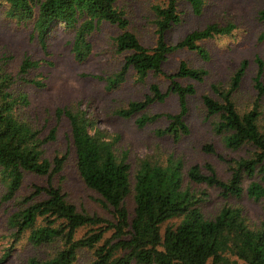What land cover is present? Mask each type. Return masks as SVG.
Returning a JSON list of instances; mask_svg holds the SVG:
<instances>
[{
    "label": "trees",
    "instance_id": "trees-1",
    "mask_svg": "<svg viewBox=\"0 0 264 264\" xmlns=\"http://www.w3.org/2000/svg\"><path fill=\"white\" fill-rule=\"evenodd\" d=\"M179 0H162L154 3L155 43L148 47L141 43L135 32L128 29V18L118 0H0L5 3L6 15L18 20H33L40 38L57 24L73 30L70 50L77 61L84 60L91 51L88 35L102 21L116 24L120 31L113 37L118 52L128 51L123 64L112 74L94 75L105 80V88L120 84L133 68L139 79L149 71L163 73L170 79L167 91L162 92L156 83L150 84V92L139 100H131L115 112L123 117L142 111L154 101H162L169 91L177 94L179 110L166 112L168 123L157 128L159 135L168 134L174 139L189 132L185 121L187 96L195 92L192 84H181L176 77L202 80L207 70L181 60L174 72H164L162 63L167 54L188 48L207 58V50L200 40L229 34L235 28L233 22H210L201 28L187 32L175 43L165 39V31L180 21ZM188 1L194 13L202 10L203 0ZM264 19V8L259 11ZM264 37V30L259 38ZM256 73L253 86L257 95L249 106L240 102L238 88L245 74L248 60H240L226 84L214 82L209 93L201 95L207 113L217 114L212 127L223 135L224 144L232 149L243 145L251 147L247 156L229 161L230 176H218L213 165L198 164L186 169L189 180L204 182L221 189L224 195L239 196L243 192L244 177L249 178L247 195L253 200L264 199V107L260 98L264 94L261 79L264 61L255 56ZM38 60L25 57L19 66V78L38 86L39 78H27L25 73L38 66ZM17 78L0 64V174L5 184L3 199H11L21 186L26 171L51 176L60 171L68 151L45 155V143L54 139L56 126L47 134L41 128L23 118L20 107L28 104L26 93L14 88ZM57 106V120L64 117L69 126V137L75 155L76 170L90 189L96 191L105 206L112 207L111 219L79 210L69 201L61 187L47 181L34 185L32 191L21 198L22 206L13 210L7 218L18 239L27 232V240L39 245L59 240L60 246L46 257L29 256L26 264H74L79 249H92V258L85 264H264V221L253 224L239 205L224 204L213 217L201 210L203 193L184 184L183 163L169 155L166 162L152 157L138 160L133 174L127 151L118 152L115 137L99 127L96 118L81 107ZM161 113H140L135 122L143 126L157 119ZM211 150V145H205ZM133 190L134 206L129 212L125 198ZM264 208V204H263ZM178 218L176 222H164ZM94 225L81 236H76L81 226ZM109 236H105L107 231ZM10 249V248H9ZM9 250L0 257L4 261Z\"/></svg>",
    "mask_w": 264,
    "mask_h": 264
},
{
    "label": "rangeland",
    "instance_id": "rangeland-1",
    "mask_svg": "<svg viewBox=\"0 0 264 264\" xmlns=\"http://www.w3.org/2000/svg\"><path fill=\"white\" fill-rule=\"evenodd\" d=\"M161 2L162 0H118V5L123 8L129 20L128 29L135 32L141 43L148 47L155 43L156 38L152 5ZM177 6L180 21L172 24L164 34L170 43H175L190 30L201 28L210 22H233L235 28L229 34L199 41L207 50V58L194 50L178 48L168 53L163 61L164 72H174L181 60L207 70L202 80L176 77L183 85L192 84L195 92L187 96L184 118L189 132L174 139L171 135L156 133L157 128L168 123L164 114L179 110L177 94L172 91H169L162 101H154L142 111L128 117L115 112L116 108L126 105L129 101L143 98L150 92L151 83H156L162 92L167 91L170 79L166 75L149 71L143 79H139L135 70L130 67L125 79L112 89H106L105 80L94 76L112 74L124 62L128 51H116L113 40L120 31L116 24L102 21L88 35L92 44L90 53L84 60L77 61L70 50L73 30L57 24L42 39L34 28L33 20L8 17L7 5L0 2V64L15 75L17 80L14 88L25 92L28 98V104L21 106L19 112L23 118L41 128L43 135L47 134L52 126H56L54 139L44 145L46 156L52 157L54 154L68 151L62 169L51 176L26 171L21 186L11 199L2 197L6 189L0 174V257L9 250L0 264H26L29 256L46 257L60 246L59 240L33 245L27 240V232L15 240L13 228L7 222L8 215L23 205L21 198L29 194L36 184L50 181L60 186L66 198L79 210L108 219L113 217L112 207L103 205L98 193L87 187L80 178L75 166L67 120L64 117L57 120L54 114L57 106L73 105L77 102H81V107L96 118L99 127L105 129L110 137H115V148L118 152L127 151L132 182L140 158L152 157L164 163L168 156L172 155L182 160L184 184H189L198 192H204L200 206L207 217H213L224 204H234L242 207L251 223L259 224L264 221V199L253 200L246 193L249 178L244 177L243 192L234 196L224 195L217 186L189 180L186 175V169L190 165L198 164L206 171L204 164L209 162L219 177L227 179L230 176L229 161L250 153L249 145L232 149L224 144L223 135L216 133L212 127L218 116L207 113L201 95L209 93L216 97L211 90V84H226L240 60L245 58L248 64L237 97L240 102L249 106L252 104L257 95L253 86L257 69L254 57L258 55L264 61V37L259 38L264 30V19L259 17V11L264 8V0H203L202 10L198 14L193 12L188 1L179 0ZM25 57L39 61L38 66L29 68L25 76L39 78L44 85L38 86L19 78V66ZM261 79L264 82V70ZM260 103L264 107V94ZM140 113L163 115L138 126L135 119ZM206 144L211 145L212 149L206 150ZM125 203L132 213L133 190L125 198ZM177 220L178 218L170 219L164 222L163 226ZM94 227L96 226H81L76 236H81ZM110 234L109 230L105 236ZM92 255V249L81 248L74 264H85ZM238 264H241L240 260Z\"/></svg>",
    "mask_w": 264,
    "mask_h": 264
}]
</instances>
